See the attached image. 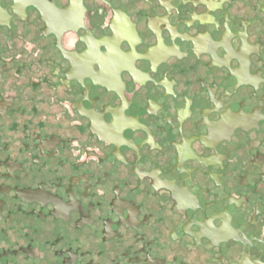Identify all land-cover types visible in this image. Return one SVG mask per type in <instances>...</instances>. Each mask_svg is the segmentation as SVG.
Here are the masks:
<instances>
[{"label":"flooded vegetation","instance_id":"flooded-vegetation-1","mask_svg":"<svg viewBox=\"0 0 264 264\" xmlns=\"http://www.w3.org/2000/svg\"><path fill=\"white\" fill-rule=\"evenodd\" d=\"M0 264H264V0H0Z\"/></svg>","mask_w":264,"mask_h":264}]
</instances>
